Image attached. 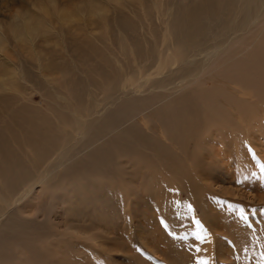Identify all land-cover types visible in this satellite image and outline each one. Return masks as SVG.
<instances>
[{
    "label": "rangeland",
    "instance_id": "1",
    "mask_svg": "<svg viewBox=\"0 0 264 264\" xmlns=\"http://www.w3.org/2000/svg\"><path fill=\"white\" fill-rule=\"evenodd\" d=\"M89 1L0 0V49L7 56L0 54V75L13 88L0 89V157L6 146L23 156L22 164L31 161L33 154L22 150L38 145L37 126L51 125V134L41 132L42 140L57 137L67 140V147L76 144L81 135L73 139L74 132L66 130L74 123L64 115L61 96L72 92L81 111L94 97L104 108L100 116L111 118L126 100L115 95V105L109 103L113 88L103 92L102 82L115 72L117 94L122 83L116 75L145 81L146 63L138 62L125 41L134 38L140 51L154 45L140 38L142 27L134 13L129 14L136 23L123 22L128 15L116 14L115 2L101 0L99 7H89ZM145 1L143 7L156 19L157 7ZM135 11L143 12L138 6ZM23 16L29 28L44 17L45 33L34 41L17 37L12 27ZM86 18L91 21L85 29ZM223 55L214 59L208 76L177 92L172 90L180 81L176 78L168 84L173 92L131 91L133 97L161 101L156 119L137 118L140 136L127 139L121 123L114 126L120 130L104 138L112 127H97V135L88 131L81 141L86 161L77 167L66 162L53 182L37 186L10 213L14 216L4 219L8 233L0 236V264H198L200 258L209 264H264V55H249L246 69L255 68L244 73L230 72L228 66L217 70L230 59ZM40 60L44 71L52 72L49 79L35 73ZM257 66L261 73H255ZM57 112L69 123L63 129L56 125ZM179 112L185 114L178 120ZM164 121L174 125L171 135L159 127ZM150 134L172 144L170 153L146 147L153 142ZM136 140L143 147L133 146Z\"/></svg>",
    "mask_w": 264,
    "mask_h": 264
},
{
    "label": "bare ground",
    "instance_id": "2",
    "mask_svg": "<svg viewBox=\"0 0 264 264\" xmlns=\"http://www.w3.org/2000/svg\"><path fill=\"white\" fill-rule=\"evenodd\" d=\"M100 1L101 0H90L89 7L92 5L99 7L98 3L100 4L103 2ZM106 1L115 2L116 14L124 13L128 15L126 18H123V22L136 23L134 20L136 17L138 19V23L142 27V35L140 38L154 45L153 47L146 46L144 51H140L138 49L139 45L137 46L134 42V38L133 42H129V40L125 41V44H129L130 46V53L139 58L138 62L146 63L143 71L146 74L145 81L138 83L139 80H133L130 77L133 80L130 82L128 80V75H116V78L121 79L119 80V83H122L120 84L121 92H118L117 94H115L114 89L115 78L113 77H115V72L112 73L111 78H108L109 81L104 80L105 82H102L103 85H106L105 88H101L103 92H106V89L109 86L111 87L110 91L113 88V90L108 94L110 99L109 103L115 105V95L119 100H121L122 103L123 99L126 100L124 104L119 106L121 109L120 112L115 110V115L112 114L113 116L111 118H108V116H106L107 114L100 116V112L104 108L101 107L100 101L95 102L94 97L89 98L88 108L85 107L87 109L81 111V108L77 105L78 103L75 104L72 100V92H70L69 95L61 96L63 104L62 107L67 111V113L64 115L73 121L72 123H74V125L68 126V122L66 123L62 119V114L57 112V114L53 113L57 122V127L59 129H63L68 126L66 130L71 133L74 132L73 139L75 136L81 135V138L78 140V142L73 144L71 147H67L65 143L67 140H64V138L60 139L57 137H47L46 139L42 140L41 132L46 133V131L48 132L49 130V134H51L52 129L51 125L49 124L48 125L50 128H48L49 126L47 125L48 129H46V127L43 129L41 128L42 126H37L39 140H36L38 145L35 147V149L31 150L30 148L26 147V152L22 150L23 154H33V159L31 161H29V159L28 161L25 160V163H29H23V165L21 161L23 156L18 154L16 150H14L12 153L6 146L4 147V154L2 157H0V166H2L0 168V236L2 235V237L4 234L6 235L8 233V229L2 227L4 219L9 216H14V213H10L16 210L17 206H22L23 200L32 194L37 186L46 187L49 182H53L57 176L60 175V169L65 165L66 162H69V165L72 167H77L86 161L88 156L82 158L81 155V153L85 151L86 146H82L81 141L88 131L94 133L93 130H96L97 127L98 129L100 128V130L101 128L107 130L112 127L113 130L111 132L101 135V137L104 138L113 131L122 128L121 130L123 131L121 134H123L128 139L134 135L137 137L143 130L142 123L140 120L137 121V118L140 116H145L143 118L148 120L150 118L156 119L158 115H161L162 110L159 111V107H157L158 103L161 101L154 103L155 96L150 98L133 97L134 94H132L131 91L145 92L148 91V89L152 91L156 88L164 91L170 89V91L174 90L177 92L180 89L194 84L197 80H199V78L208 76L207 72L213 65L214 59L218 56H222L223 53V57H225L224 59L229 57L230 59L227 63L226 61L222 60L224 63L219 65L217 70L228 66L226 67L227 70L237 73H244L254 70L255 66L253 64L250 66V68H248L249 70L246 69L248 67V63L246 64L245 61H248L249 55L253 57L254 55L256 57L260 55V58L264 55L261 53L262 48H264V26L261 27V24L264 21V0H189V4L186 6H184L185 4L182 5L183 3L181 4L180 0H151L150 3L155 5L158 9V16L156 19L152 18L153 13H150L143 7L146 4L145 0H135L136 3L132 0ZM135 6L140 7L143 12L135 13ZM97 10L99 11V9ZM129 13H134L132 14L134 19ZM90 21L91 19L86 18L82 26H84L86 29ZM44 25L45 18L41 17V20L38 21L37 27L29 28L27 18L23 16L20 17L18 21L16 20L12 27L13 31L11 32H13L17 37L22 36L25 39L34 41L36 36L45 33V31L42 30ZM62 35L64 37V42H66L65 35ZM1 39L2 37L0 36V40ZM131 43L135 45V48L131 47ZM139 51L142 55L139 54ZM248 52L249 54H247ZM0 54L7 57L2 50ZM242 54H247L246 58H244V60L238 59L237 57ZM236 58L240 61H237L236 64L234 63L235 65H230L229 62L235 60ZM260 58H258V60ZM256 64L258 63L256 62ZM240 65H244V68L241 69L239 67ZM35 68L37 70L35 73L40 74L46 79L52 75L51 71L49 73L44 71L45 66L42 64L41 60L38 62ZM46 68L50 70L49 65H46ZM258 68L260 67L257 66V69L255 70L256 74L261 73V70ZM18 69L21 70L20 67H18ZM22 71L23 72L20 73H23L22 75H24V70L22 69ZM210 71L212 72L215 70L212 68ZM14 72L15 67H13L12 72H9V75L12 78L14 76ZM82 73H84V71H82ZM160 74L164 75H162V77L153 78L154 75ZM84 75L85 74H82V77L85 79ZM4 76L5 75H0V89H13L11 81L5 80ZM87 77H89V75ZM142 77L143 76H141V78ZM173 78H176V80L179 79L180 81H177L178 84H174L175 88L171 90V88L168 87V84L171 81H174ZM25 80L28 81L26 78ZM92 81L94 82V80ZM90 85L92 86L93 84ZM126 95H128L130 99L127 98L128 96ZM152 98L153 100H151ZM169 98L170 97L168 96L163 100ZM69 100H72V103L71 101L69 102ZM167 107L164 106V109H167ZM55 109L56 108H54V110ZM50 110L52 112V109ZM179 113L180 114H177L178 120L183 117L182 113L185 114L184 112ZM109 114L111 113L109 112L108 115ZM43 118L44 117H42V120L40 119L39 121H43ZM131 121L136 122L131 125ZM119 123H121L120 127L118 126L119 128L114 127ZM125 124L128 125L124 126ZM173 126L174 125H170L166 121H164V124H159V127L164 129L165 133L168 135L173 133ZM219 130L221 129L219 128L218 131ZM94 134L97 135L98 133L96 132ZM148 138H151L153 142L146 147L156 149V151L162 154H168L172 150V144L169 142L163 143L160 140V136L158 138L156 136L154 139L153 135L150 134ZM98 141L99 140H96L91 145H96ZM131 143H133L132 145L138 149L143 147L140 143H137V140L131 141ZM126 145H128V143ZM74 151L75 154H73ZM92 153H90L91 156ZM77 156L80 157L76 158ZM28 157L26 156V158Z\"/></svg>",
    "mask_w": 264,
    "mask_h": 264
},
{
    "label": "snow or ice",
    "instance_id": "3",
    "mask_svg": "<svg viewBox=\"0 0 264 264\" xmlns=\"http://www.w3.org/2000/svg\"><path fill=\"white\" fill-rule=\"evenodd\" d=\"M261 171L264 172V165H261ZM199 223V221H197ZM198 238L204 239V237L200 236L199 233H197ZM199 251V249H198ZM198 264H209L207 259L200 258L198 261Z\"/></svg>",
    "mask_w": 264,
    "mask_h": 264
}]
</instances>
